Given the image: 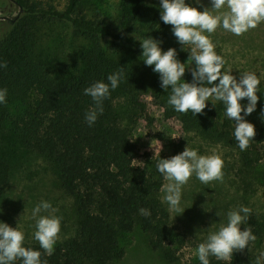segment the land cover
<instances>
[{
  "label": "trees",
  "instance_id": "1",
  "mask_svg": "<svg viewBox=\"0 0 264 264\" xmlns=\"http://www.w3.org/2000/svg\"><path fill=\"white\" fill-rule=\"evenodd\" d=\"M96 2L63 0L62 5L58 0H14L20 15L10 21L11 30L0 39V64H7L0 67V89H7L6 102L0 103V140L20 143L53 162L63 189L75 200L79 218L75 235L54 246L51 255L39 244L23 246L40 251L42 264H115L126 256L125 237L139 226L151 250L166 263L177 264L187 239L170 229V215L159 200L165 180L157 170L158 162L150 169L135 164L138 147L119 126L117 101L125 97L134 111L144 112L143 96L149 91L156 105L178 116L188 129L239 149L244 171L261 170L259 180L264 185V153L259 151L264 149V85L258 87L256 110L245 117L254 124L256 134L242 151L233 135L234 121L225 116L222 102L207 101L203 114L175 111L168 103L171 88H162L154 65L143 62L138 39L151 36L162 41L163 51L175 48L177 59L186 67L195 66L189 60L191 46L178 43L172 26L161 20V3L121 0L113 14ZM50 22L67 25L76 37L92 43L88 64L77 74L58 76L39 53L36 26ZM215 51L224 59L219 46L215 45ZM121 68L124 78L117 88H110L102 101L103 112L89 126L85 115L95 108V101L84 89L97 81L107 82V76ZM222 71H227L225 63ZM182 79L192 82L191 68ZM241 104L246 105L247 98ZM136 117H130L133 124ZM5 148L0 149V195L11 182L7 159L11 151ZM141 208L151 215L140 214ZM250 227L262 241L264 226ZM256 260L240 257L236 251L231 264H256Z\"/></svg>",
  "mask_w": 264,
  "mask_h": 264
},
{
  "label": "rangeland",
  "instance_id": "2",
  "mask_svg": "<svg viewBox=\"0 0 264 264\" xmlns=\"http://www.w3.org/2000/svg\"><path fill=\"white\" fill-rule=\"evenodd\" d=\"M58 1L63 5V0ZM120 1L92 0L96 2V6L113 14L117 13ZM152 1L161 3V0ZM185 2L200 11L211 7V0ZM90 7L95 6L91 3ZM19 15L20 10L14 0H0V39L11 30L10 21ZM36 27L39 53L58 76H69L86 67L88 51L92 47L90 41L76 37L67 25L50 22L39 23ZM204 34L221 48L227 71L237 79L242 72H255L260 78V85H264V22L240 36L222 26L211 34ZM143 104L144 112L140 109L134 111L129 100L121 97L116 106L120 128L129 133L138 147V157L135 160L137 166L150 169L160 158H171L184 151L187 145L197 150L199 155H211L215 150L224 162L222 182L214 180L204 184L193 173L187 184L182 186L180 208L182 211L185 209L183 213L170 211L169 205L162 199L165 193L161 191L159 194L161 204L170 215V229L183 234L187 239L177 264H201L196 254L198 245L206 241L209 231H215L221 224L227 223V214L231 210L241 206L252 210L248 220L240 226L242 231L255 224L264 226V185L259 180L261 170L245 172L239 149L214 141L202 131L188 129L178 116L156 105L149 91L143 96ZM133 115L137 116L135 124L130 119ZM159 143L162 145L160 155L155 153ZM5 147L11 151L7 158L11 166V182L8 189L0 195V222L13 228L18 225L24 233L25 245L39 244L34 238L36 220L32 217V211L41 201H47L56 209L54 215L61 218L60 232L54 246L72 238L79 223L76 203L63 189L53 162L26 150L20 143L0 140V149H6ZM259 151L264 153L262 148ZM49 214L43 211L40 213ZM123 243L126 256L115 264H168L160 253L151 250L148 236L139 226L125 237ZM262 252L264 237L262 241H250L248 247L238 251L240 257L253 256L256 259ZM213 259L215 261L211 264L219 262L214 256H209V261Z\"/></svg>",
  "mask_w": 264,
  "mask_h": 264
},
{
  "label": "clouds",
  "instance_id": "3",
  "mask_svg": "<svg viewBox=\"0 0 264 264\" xmlns=\"http://www.w3.org/2000/svg\"><path fill=\"white\" fill-rule=\"evenodd\" d=\"M160 11L161 20L172 26L178 43L191 46L189 60L195 63L194 67H186V63L177 59L175 48L163 51L160 47L162 41L151 36L138 39L143 49V62L147 66L154 65L153 71L159 74L162 88H171L168 103L177 112L191 111L196 115L204 113L207 101L222 102L225 116L234 121L233 135L239 148L242 151L247 149L256 133L254 124L245 117L256 110L260 78L257 73L246 71L240 73L237 79L230 71H222L225 61L216 53L215 45L204 33L211 34L222 26L223 29L240 36L249 29L256 28L264 22V0H211V7H205L203 11L185 0H161ZM0 67H7V64H0ZM189 68L192 82L182 79ZM123 78L124 71L121 68L109 74L107 82L97 81L84 89V93L95 101V108L85 115L89 126L96 121L98 112H103L102 101L109 96L110 88H117ZM6 95L7 89H0V103L6 102ZM245 98L247 104L242 105L241 100ZM212 104L215 106L213 102ZM161 150L162 145L159 143L155 153L160 155ZM223 163L215 150L211 155H199L197 150L188 145L184 151L171 158H160L157 170L167 181L162 185L161 191L165 193L162 199L169 205V210L182 211V186L187 184L193 173L204 184L214 180L222 182ZM42 211L50 214L40 215ZM55 211L47 201H41L32 211V217L36 220L34 238L48 255L53 252L61 227V218L54 215ZM139 211L145 217L151 215L146 208ZM251 211L245 206L231 210L227 214L226 224H221L215 231H209L206 241L200 243L196 249L201 264H210L209 256L231 264L234 252L244 250L250 241L256 240L251 227H246L243 231L240 227L248 220ZM24 239V233L18 225L13 228L0 222V264H14L17 259H21L22 264H42L41 252L24 247ZM262 259L264 252L257 258L256 264H261Z\"/></svg>",
  "mask_w": 264,
  "mask_h": 264
}]
</instances>
